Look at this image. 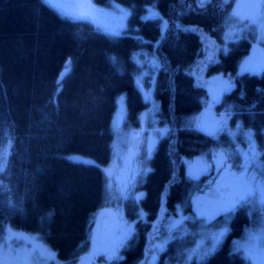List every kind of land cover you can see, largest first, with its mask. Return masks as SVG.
I'll list each match as a JSON object with an SVG mask.
<instances>
[{"label":"trees","instance_id":"obj_1","mask_svg":"<svg viewBox=\"0 0 264 264\" xmlns=\"http://www.w3.org/2000/svg\"><path fill=\"white\" fill-rule=\"evenodd\" d=\"M232 6L227 0H211L206 7L197 0H90L76 15L50 0H0V140L12 143L4 180L11 183L14 201L8 207L0 196V238L6 226L36 235L59 264H77L88 252L96 216L108 204L103 168L113 160L118 99L126 98L133 128L140 127L148 107L136 81L142 71L137 60L146 54L159 63L155 98L170 132L139 188L141 199L124 204L132 235L120 260L108 264H143L159 223L179 210L192 216L191 200L202 194L208 176L191 180L185 161L230 139L216 141L186 127L185 120L201 113L209 98L186 71L204 57L195 30L225 45L224 22ZM104 15L116 18L111 29ZM251 51L247 40L232 44L206 74L233 87L223 102L233 109L231 122L254 132L264 158V75L238 74ZM229 217L228 236L201 264H249L232 251L233 240L250 225L249 215L240 207ZM191 243L189 237L170 241L156 264H173Z\"/></svg>","mask_w":264,"mask_h":264},{"label":"rangeland","instance_id":"obj_2","mask_svg":"<svg viewBox=\"0 0 264 264\" xmlns=\"http://www.w3.org/2000/svg\"><path fill=\"white\" fill-rule=\"evenodd\" d=\"M210 2L211 0H197L199 7H206ZM229 2L233 6L224 22L225 45L222 48L202 30H195L203 41L204 57L186 72L206 88L209 98L203 111L189 116L185 125L211 136L216 141L227 136L230 144L185 161L187 175L191 180L198 181L208 176L202 194L195 195L191 200L194 214L186 216L184 211L179 210L177 216L159 223L153 230V242L147 250L143 264H156L170 241L187 237L191 238L192 245L179 254L173 264L206 262L228 236L231 218L230 214L224 215L222 220L217 221L219 216L203 207L202 199L214 183L232 175L247 183L244 202L240 207L247 211L250 218V225L243 235L233 240L232 251L249 264H264L263 151L251 129L243 127L239 122H231L233 109L223 102L226 89L232 90L233 87L219 76L209 78L206 74L208 66L218 59L221 50L228 52L232 44L247 40L252 45V51L242 59L238 74L259 77L264 75V0H227ZM101 20L103 23L109 22L108 29H111L116 18L104 15ZM137 62L142 69L136 79L137 86L148 107L140 114V127L133 128L127 123L126 98L118 99L113 122V160L108 167L103 168L107 178L108 204L97 214L88 252L77 264H108L120 260L121 252L128 242L126 240L133 231V223L125 217L124 204L130 199L133 202L141 199L142 192L139 188L151 171V161L159 143L170 132L169 127L161 122L160 106L155 98L159 63L147 54ZM223 82H227V86L219 95L217 84ZM163 129L167 131L162 133ZM11 149L10 140H0V196L8 207L14 206L11 183L4 180L9 178ZM105 216L112 218V224L108 230L109 243L101 248L97 245L99 223ZM196 223L200 225L194 228ZM0 264H59V261L56 254L36 235L6 226L5 233L0 238Z\"/></svg>","mask_w":264,"mask_h":264},{"label":"water","instance_id":"obj_3","mask_svg":"<svg viewBox=\"0 0 264 264\" xmlns=\"http://www.w3.org/2000/svg\"><path fill=\"white\" fill-rule=\"evenodd\" d=\"M56 6L64 3L74 14L79 15L78 12L87 9L89 0H50ZM227 86V82L217 84V91L223 92ZM247 184L244 179L235 175L227 177L220 182L214 183L209 192L202 199V206L212 213L220 216L234 213L244 202L246 195ZM221 209H227L221 210ZM112 224V218L105 216L100 220V231L98 235L97 244L99 247H105L109 243L108 230Z\"/></svg>","mask_w":264,"mask_h":264},{"label":"snow or ice","instance_id":"obj_4","mask_svg":"<svg viewBox=\"0 0 264 264\" xmlns=\"http://www.w3.org/2000/svg\"><path fill=\"white\" fill-rule=\"evenodd\" d=\"M45 2L46 3H48L49 2V0H45ZM153 15H155V13H153ZM167 131V129H163V130H161V132L163 133V132H166ZM146 171H149V170H146ZM221 210H227V209H221ZM223 233H221V235H222Z\"/></svg>","mask_w":264,"mask_h":264},{"label":"flooded vegetation","instance_id":"obj_5","mask_svg":"<svg viewBox=\"0 0 264 264\" xmlns=\"http://www.w3.org/2000/svg\"><path fill=\"white\" fill-rule=\"evenodd\" d=\"M59 3L64 5V3H62V2H59Z\"/></svg>","mask_w":264,"mask_h":264}]
</instances>
